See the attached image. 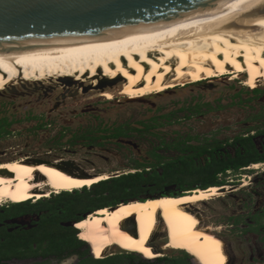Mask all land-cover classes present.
Masks as SVG:
<instances>
[{
	"label": "bare ground",
	"instance_id": "6f19581e",
	"mask_svg": "<svg viewBox=\"0 0 264 264\" xmlns=\"http://www.w3.org/2000/svg\"><path fill=\"white\" fill-rule=\"evenodd\" d=\"M214 77H242L246 86L264 85V12L182 36L0 50V91L17 83L48 79L76 85L89 80L94 87L119 81L117 93L122 98L138 99ZM100 92L115 97L110 90ZM63 164L25 157L0 163V203L41 197V190L36 189L43 187L47 193L91 187L112 176L79 170L71 173ZM36 174L40 181H35ZM224 189L231 186L197 188L179 196L164 194L102 207L78 222L79 236L93 245L99 258L112 246L156 258L160 254L150 241L161 221L168 236L167 248L187 250L200 264H227L224 241L210 227L202 226L194 208Z\"/></svg>",
	"mask_w": 264,
	"mask_h": 264
},
{
	"label": "rangeland",
	"instance_id": "374dc122",
	"mask_svg": "<svg viewBox=\"0 0 264 264\" xmlns=\"http://www.w3.org/2000/svg\"><path fill=\"white\" fill-rule=\"evenodd\" d=\"M242 77H214L138 99L122 98L117 93L121 87L119 81H112V85L108 83L102 87H94L89 80L82 82V86L64 84L58 79L38 83L31 81L24 83V86L17 83V91L0 95V106L8 112L0 113V117L7 119V123L0 122V126L5 127L4 133L0 135V149H5L14 158L32 156L51 162L60 161L69 171L116 175L134 170L132 168L137 161L151 158V141L157 138L151 132L142 135L134 129L126 137L114 138L111 133L117 126L135 128L140 126V121H151L153 117L175 113V122L168 123L162 116L160 122L165 124L156 126V129L168 139L177 135H197L199 139L194 140V143L213 138L231 140L264 128V85L246 86ZM255 88L261 91L255 92ZM101 90H110L115 97ZM11 98L14 101H10ZM260 144H264V138ZM251 170L242 171L248 176L240 183L249 185L240 194L246 197L251 195L249 189L255 187L250 182L255 183L256 174H264V162L251 166ZM258 185L256 188L261 190L259 199L262 200L264 188ZM178 192H181L180 188L170 184L161 193ZM161 193H148L144 197L159 196ZM236 198L239 200V197ZM219 204V199H210L196 206L205 210L199 211L206 215L210 213L208 208L212 205L218 207ZM221 238L224 242L227 239ZM114 247L108 248L103 257L109 252L118 253V250L133 252L120 246L114 250ZM184 252V249L167 248L158 251V257L163 256V253L178 257ZM93 256L97 257L95 254ZM141 256L151 260L143 253ZM190 264L200 263L191 255Z\"/></svg>",
	"mask_w": 264,
	"mask_h": 264
},
{
	"label": "flooded vegetation",
	"instance_id": "af4514ba",
	"mask_svg": "<svg viewBox=\"0 0 264 264\" xmlns=\"http://www.w3.org/2000/svg\"><path fill=\"white\" fill-rule=\"evenodd\" d=\"M20 85L24 86L26 84L21 83ZM255 89H257L255 92L261 91V89ZM12 90L17 91L15 84L0 91V95ZM9 100L14 101L12 98ZM2 108L1 105L0 113H8ZM14 113H17V111H14ZM0 122L7 123V119L0 117ZM156 128H151V131L156 132L153 135L157 138L156 141L152 139L153 142H157L161 138L171 142L175 139L192 136L189 143L197 144L193 141L199 139L197 135L191 134L177 135L168 139L162 131H158ZM4 131L5 127L0 126V135ZM236 137L231 140H221L223 141L222 148L233 154L236 148H243L242 144L235 141ZM238 137L244 140L251 139L260 155L264 154V144H260L264 138V128L238 135ZM206 140L212 139H205L204 141ZM24 157L28 158L29 161L47 160L42 157ZM12 159L15 158L9 156L5 149H0V163ZM260 162H264V159L256 162L251 160L247 165L236 171L228 170L225 174H219L218 180L224 183L219 186L230 185L231 189L225 190L219 196L213 198L214 200L219 199L220 204L218 207L212 205L211 208H208L209 214L203 215L199 211L202 208L198 205L194 207L200 215L203 227H210L217 236L220 235V238H227L224 242L228 256L227 264H264V203H262L264 199H259L261 198V190L256 188L259 186L258 184H261L260 186L264 188V174L257 173L254 177L255 183L250 182L255 187L249 189L251 195L247 197L241 194L247 190L244 187L249 183H240L245 181V177L248 176L243 174L242 171L252 172L251 166ZM247 167H250V169ZM40 177L39 174H36L35 181H40ZM164 189L146 192L145 194H160L164 192ZM37 190H41V197H31L32 199L21 202H12L5 199L0 203V264H121L128 262L130 257L143 260L140 253H126L118 250L117 246L113 249L118 250V253L109 252L104 257L95 258L89 244L80 238L79 229L75 226L76 223L81 220L80 218H84L95 209L92 206L87 208L88 197L93 198L94 196L92 187L58 192L50 190L51 194L46 192L48 190L46 187ZM180 190L183 193L181 188ZM181 193L178 192L173 195H180ZM164 194L169 195V193ZM236 196L239 197V200ZM222 233L227 235L223 236ZM167 241V232L160 223L150 244L155 251H164L167 250ZM163 256L168 255L163 253ZM155 260L151 259L149 261Z\"/></svg>",
	"mask_w": 264,
	"mask_h": 264
},
{
	"label": "water",
	"instance_id": "95a60500",
	"mask_svg": "<svg viewBox=\"0 0 264 264\" xmlns=\"http://www.w3.org/2000/svg\"><path fill=\"white\" fill-rule=\"evenodd\" d=\"M262 12L264 0H0V50L182 36Z\"/></svg>",
	"mask_w": 264,
	"mask_h": 264
},
{
	"label": "trees",
	"instance_id": "16d2710c",
	"mask_svg": "<svg viewBox=\"0 0 264 264\" xmlns=\"http://www.w3.org/2000/svg\"><path fill=\"white\" fill-rule=\"evenodd\" d=\"M162 116L168 123H172L176 118L175 113ZM162 116L153 117L151 121H140V127L134 129L140 131L142 135L150 132L156 134L155 131H151V128L164 124L160 122ZM130 130L132 129L128 126L120 125L113 129L111 136L114 138L127 136ZM191 138L192 136H187L171 142L163 138L157 142L151 141L150 159L144 162L137 161L132 168L134 170L111 176L91 186L94 196L88 197L87 208L92 206L95 208L94 211L131 200L144 201L147 199L144 197L146 192L161 190L169 184H175L183 191L218 186L224 184L223 181L218 180L219 174H225L228 170L236 171L251 160L256 162L264 159V154L260 155L251 139L244 140L237 136L235 141L242 144L243 148H236L233 154L224 150L223 141L217 138L197 144L189 143ZM153 197L155 196L149 198ZM84 241L91 245L89 241ZM184 251L178 257L161 256L155 261L130 257L128 262L121 264H190L191 255H194L187 250Z\"/></svg>",
	"mask_w": 264,
	"mask_h": 264
}]
</instances>
